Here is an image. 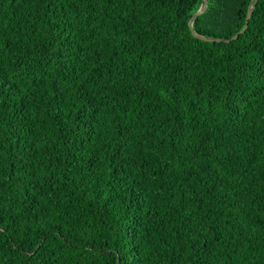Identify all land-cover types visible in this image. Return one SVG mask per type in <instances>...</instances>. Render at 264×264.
Masks as SVG:
<instances>
[{"label": "trees", "instance_id": "16d2710c", "mask_svg": "<svg viewBox=\"0 0 264 264\" xmlns=\"http://www.w3.org/2000/svg\"><path fill=\"white\" fill-rule=\"evenodd\" d=\"M201 3L0 0V264H264V0Z\"/></svg>", "mask_w": 264, "mask_h": 264}, {"label": "water", "instance_id": "95a60500", "mask_svg": "<svg viewBox=\"0 0 264 264\" xmlns=\"http://www.w3.org/2000/svg\"><path fill=\"white\" fill-rule=\"evenodd\" d=\"M256 1L257 0H251L250 1V4H249L248 9H247V13H246V19H245L243 26L237 32H235L233 35H231L230 37L203 35V34L197 33L194 30L192 23H193V20L195 19V17L198 15L197 13L199 12V14H200L201 12H203L205 10V8L202 11L200 10L204 0H202V3L200 4V6L190 16V18L188 20L189 28H190V30L194 36L199 37V38L204 39V40H208V41H229L230 39H234L238 36V34L240 32H243L245 30V28L248 24V19L250 17L252 8L254 7ZM207 3H208V0H207Z\"/></svg>", "mask_w": 264, "mask_h": 264}, {"label": "snow or ice", "instance_id": "6c2138e0", "mask_svg": "<svg viewBox=\"0 0 264 264\" xmlns=\"http://www.w3.org/2000/svg\"><path fill=\"white\" fill-rule=\"evenodd\" d=\"M206 6H207V0H204V2H203V4H202V7H201V11L202 10H204V8H206ZM197 14H199V12L197 13ZM224 21H223V19H221V18H219V17H217V18H210L209 20H208V23L210 24V25H219V24H221V23H223Z\"/></svg>", "mask_w": 264, "mask_h": 264}]
</instances>
